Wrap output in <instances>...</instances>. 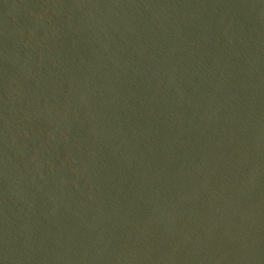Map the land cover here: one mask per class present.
I'll list each match as a JSON object with an SVG mask.
<instances>
[{
  "label": "water",
  "instance_id": "95a60500",
  "mask_svg": "<svg viewBox=\"0 0 264 264\" xmlns=\"http://www.w3.org/2000/svg\"><path fill=\"white\" fill-rule=\"evenodd\" d=\"M0 264H264V0H0Z\"/></svg>",
  "mask_w": 264,
  "mask_h": 264
}]
</instances>
